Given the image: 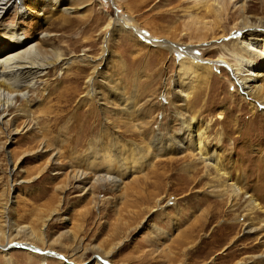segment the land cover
Returning <instances> with one entry per match:
<instances>
[{"label":"rangeland","instance_id":"1","mask_svg":"<svg viewBox=\"0 0 264 264\" xmlns=\"http://www.w3.org/2000/svg\"><path fill=\"white\" fill-rule=\"evenodd\" d=\"M19 1L23 12L12 7L0 23L19 28L33 44L60 51L64 60L45 67L28 93L38 131L22 129L23 100L14 99L4 110L12 116L11 129L18 131L0 123V201L9 198V215L20 226L38 228L36 217L56 211L45 220L48 242L42 248L50 251L43 260L36 250L29 252L37 256L28 257L24 250L31 249L17 244L11 261L0 254V264H67L65 259L73 264H264V243L245 232L249 217L254 222L264 218V211L249 212L246 196L264 209V105L237 89L220 61L213 62L212 74L196 83L186 109L180 110L195 115L206 150L215 151L221 168L245 194L234 199L225 190H211L222 179L215 168L182 151H162L152 164L124 173L117 188L96 184L95 205L72 186L68 173L70 164L87 169L80 160L90 141L110 144L117 136L128 149L127 144L141 147L153 136L165 143L179 132L172 89L178 55L152 41L189 44L198 58L232 63L221 46H230L243 16L264 19V0H220L213 7L194 0H60L59 8L52 0ZM118 18H127L153 40L144 41L134 28L117 30ZM1 32L5 43L9 31ZM65 60L69 64L61 65ZM90 76L95 86L103 84L101 92L107 88L102 77L108 76L124 97L134 99L139 115L133 121L141 126L103 111L86 95ZM127 154L123 149L120 157ZM134 159L138 165L136 154ZM57 237L62 244L50 243Z\"/></svg>","mask_w":264,"mask_h":264},{"label":"bare ground","instance_id":"2","mask_svg":"<svg viewBox=\"0 0 264 264\" xmlns=\"http://www.w3.org/2000/svg\"><path fill=\"white\" fill-rule=\"evenodd\" d=\"M194 1H200L202 3L201 5L206 7H213L215 5L219 6L220 4V0ZM51 2H54L53 4L56 6L60 3V0H52ZM17 6L19 7L20 12H23L25 7L19 0H0V20L5 12L10 8ZM60 6L61 5H58L56 8H59ZM63 9L66 11L69 10L68 8ZM45 19L46 18L43 20L44 22ZM129 23L130 20L127 18H118V21H116L115 24L117 25V30H128V28L133 29L134 26H131ZM8 25L9 24L6 23H0V123L10 126V131H18V128L16 127L11 129L12 116L7 117L9 112L5 113L4 110L13 104L12 101H14V99H20L26 103L24 107H20V114L22 113V115L25 116V123L22 129L25 127L28 130L38 131L39 128L36 126L37 123L34 122L30 116L32 101L28 99V93L34 89L36 84L34 80L36 77L41 76L44 68L50 65L53 66L54 63L56 64V62L62 60L63 57H61L60 51H56L52 48H42L38 43L33 44V42H30L25 37L20 36L19 28L8 27ZM236 25L237 27H235L236 30L234 32L235 39L230 41L231 44L228 48L225 45L221 46V48L224 47V50L228 51L232 63L221 57L216 60H209L201 57L198 58L193 53V46L189 44L177 46L173 42L166 40L159 41V39H155L156 41L153 42V38L150 39L145 37L139 30L137 31L138 28H134L135 33L138 36L140 35L141 39L144 41H152V44L163 46L169 51L176 52L178 55L177 71L175 74L176 80L173 82L172 89L176 100L175 106L177 113L175 115L179 120L180 129L175 136H172V139L167 140L165 143L162 140H159L157 143V137L155 138L153 136L152 139H149L145 145L141 147L134 145L133 142L127 144L130 145L128 146V149L125 147L126 144H123L122 142L120 143V139L117 136L113 138L114 140L110 144H105L103 141L99 142V140L90 141L87 153L85 156L83 155L82 159L79 158V160L81 159L80 162L85 163L87 169H73L74 165H69V180H71L72 186L81 192V195L84 194L89 196L91 202H94L95 205L97 200L95 199L94 186L96 184L99 185V183L102 182H109L117 188L123 181L122 175L124 173H133L137 169L140 170L142 165L152 164L155 156H158L165 150L167 152L172 150L175 153L181 151L182 153L189 152L192 155H197V157L201 158L207 164H211L215 168L218 174L217 176L222 178L216 185H211V190H218L220 192L225 190V192L234 199L243 192L245 194L243 187H240L238 183L221 168V165L218 162V157H215V151L210 150L209 152L206 150L205 137L203 136L204 134L202 130H198L199 123L194 117L195 115H188L186 113L183 115L180 110L182 108L186 109L189 101L188 97L193 92L196 83L201 79H205L209 74H212L210 71L214 61L222 62L229 69L231 77H233L238 85L237 89L240 88L242 92L253 99V101L256 100L264 105V85L261 83V80L264 79V19L260 17L251 19V17L245 15ZM2 28L9 31L5 43H3L2 40ZM51 53L55 55L54 60H51L53 57L50 59ZM45 58H49L50 60H46ZM63 64L68 65L69 61L65 60L61 65ZM93 76L86 79L85 94L98 100L97 102L101 104V109L103 111L115 112L114 114L117 112L126 120L125 123L127 122L132 126L134 125L135 128L140 127L141 125H138L137 121H133V117L139 115L137 113L138 107L136 106L134 99L124 97L122 90L112 85L113 81L111 82L110 77L108 76L102 77V79H104L103 83L107 88H105V91L101 92V89L99 90V88L103 87V84L101 83L102 85H100V87L95 86ZM113 104H117L118 108L112 106ZM177 108H179L180 111L177 110ZM41 144L44 146L45 143L41 142ZM123 149L124 151H129V154L125 155L126 157L123 156L124 158H121L123 155ZM57 152L56 149L53 150L49 157L50 161L56 162L55 155ZM135 154L137 155L139 162L138 165L134 163L136 160L134 159ZM15 165L16 163H14V166ZM110 170L115 174H109ZM10 171L12 173L16 172L15 167L10 169ZM246 196L250 198L249 201L251 203V205H247L249 212L251 210L264 211L263 207L261 208L253 196ZM11 209L13 211L9 198L0 201V254H2L3 257L8 256L6 257L7 262L9 260L11 261V250H13L16 247L15 245L18 244L21 247L26 246L28 249H31L24 250V253L26 252L28 257L37 256L35 253L29 252L36 250L41 254L40 258L43 260L45 256H47V251H50L48 248H42L44 243L48 242L44 234V225L48 220L47 218H49V215L56 210H48V215H42L44 218L41 215L40 217L35 216L37 222H39V227L37 228L35 226H29L30 223L24 226L18 225L12 219L13 217L11 214L9 215ZM245 232L255 233L262 240L261 243L263 244L264 218L262 222H254L251 217H249V221L245 224ZM51 241L62 244L58 237L54 240H50V243ZM76 249L78 248H73L71 253H76ZM100 254L94 253L93 256L94 258L102 256L104 259L105 253L103 255ZM260 256L264 257V255ZM65 260L67 261V264H73L72 260ZM104 262H107L106 259Z\"/></svg>","mask_w":264,"mask_h":264}]
</instances>
